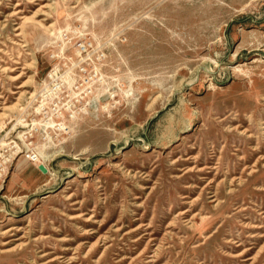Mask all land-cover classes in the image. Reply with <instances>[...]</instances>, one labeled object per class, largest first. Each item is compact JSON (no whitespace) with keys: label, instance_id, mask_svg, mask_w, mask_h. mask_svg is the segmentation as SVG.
<instances>
[{"label":"rangeland","instance_id":"rangeland-1","mask_svg":"<svg viewBox=\"0 0 264 264\" xmlns=\"http://www.w3.org/2000/svg\"><path fill=\"white\" fill-rule=\"evenodd\" d=\"M0 95V264H264V0H0Z\"/></svg>","mask_w":264,"mask_h":264},{"label":"built area","instance_id":"built-area-1","mask_svg":"<svg viewBox=\"0 0 264 264\" xmlns=\"http://www.w3.org/2000/svg\"><path fill=\"white\" fill-rule=\"evenodd\" d=\"M88 45L86 44V43H80V48H79V53L80 54H82V53H84V52H86V51H88ZM83 60H85L86 61V59H83ZM81 70H86V67L84 66V67H81ZM52 74H49V77H51L52 78ZM53 79V78H52ZM50 84V83H49ZM49 84H46V86H45V91H47V92H49L51 89V86L49 85ZM47 118V119H46ZM42 121H44L45 122V124H49L50 122H54L53 120H51V118H48V115H46V117H45V119H42ZM28 157L30 158V159H32L33 161H38V159H39V156H38V154H36V153H32V154H29L28 155ZM39 163V162H38ZM40 164V163H39Z\"/></svg>","mask_w":264,"mask_h":264},{"label":"bare ground","instance_id":"bare-ground-1","mask_svg":"<svg viewBox=\"0 0 264 264\" xmlns=\"http://www.w3.org/2000/svg\"><path fill=\"white\" fill-rule=\"evenodd\" d=\"M48 4H49V2H48ZM54 4V3H53ZM54 6H55V4H54ZM33 18V17H32ZM31 18V19H32ZM34 20H35V18H34ZM37 20V19H36ZM17 21V20H16ZM42 21V20H41ZM45 23V22H44ZM53 23V22H52ZM50 24V23H49ZM45 25H48V24H45ZM49 29H50V26H49ZM51 30V29H50ZM53 31V30H52ZM23 34V33H22ZM256 61H258V59L256 60ZM259 61H261V60H259ZM237 69V71H239V72H242L243 70L239 67V69L238 68H236ZM248 74V73H247ZM251 77V76H250ZM0 97H1V95H0ZM18 103V102H17ZM15 106V105H14ZM4 113V112H3ZM7 113V112H6ZM7 115V114H6ZM22 122V121H21ZM21 137V136H20ZM39 155H40V157H41V161L39 162V163H44L46 166H47V168L49 169V173H51V174H53L54 172L48 167V165H47V163H46V161H45V159L48 157V155H46L45 154V152H44V150H40L39 151V153H38ZM39 165V164H38ZM18 198H21V196L20 197H18ZM26 201V200H25ZM263 209V208H262ZM258 244V243H257ZM256 247V246H255ZM258 248V247H257Z\"/></svg>","mask_w":264,"mask_h":264},{"label":"water","instance_id":"water-1","mask_svg":"<svg viewBox=\"0 0 264 264\" xmlns=\"http://www.w3.org/2000/svg\"><path fill=\"white\" fill-rule=\"evenodd\" d=\"M39 169L45 173L49 172V169L47 168V166L44 163H40L39 165Z\"/></svg>","mask_w":264,"mask_h":264}]
</instances>
